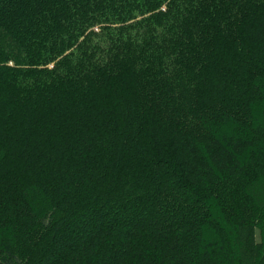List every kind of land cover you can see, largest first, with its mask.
I'll return each instance as SVG.
<instances>
[{
  "label": "trees",
  "instance_id": "obj_1",
  "mask_svg": "<svg viewBox=\"0 0 264 264\" xmlns=\"http://www.w3.org/2000/svg\"><path fill=\"white\" fill-rule=\"evenodd\" d=\"M243 143L263 165L264 0H0V264H182L183 195ZM253 219L223 217L249 257Z\"/></svg>",
  "mask_w": 264,
  "mask_h": 264
},
{
  "label": "rangeland",
  "instance_id": "obj_2",
  "mask_svg": "<svg viewBox=\"0 0 264 264\" xmlns=\"http://www.w3.org/2000/svg\"><path fill=\"white\" fill-rule=\"evenodd\" d=\"M252 24L253 22L250 23L249 21V24H245L242 30H245L249 34V31L252 29ZM239 35L240 33L233 35L234 40H237ZM244 141L248 143V140ZM246 143L241 145V155L237 156L235 154L224 165L215 163V166H219L217 168L218 172L216 169L205 171L206 175L205 177L203 176L204 180L212 182L205 191L208 192L210 190L212 194L207 195L204 192H200L198 187L194 185L193 192L187 191L183 195L182 198L186 203L195 205V211L193 217L190 215L192 214L190 209L187 208L188 210L186 212L192 219L190 220L191 223L187 222L188 226L185 229L175 233L180 257H171L173 262L178 261L182 264H242L244 259H251V264H260L264 259V238H261L259 235V226L262 228V224L264 223L262 222L264 217H260V214L264 215V196L261 195L259 197V191L257 190L260 187H264V164L260 165L254 159L245 157L249 152V146ZM250 148V151H252L253 147ZM250 160L252 162H249ZM252 166L256 167L253 169ZM257 169L259 170L257 171ZM181 177L185 179L182 175ZM218 178L220 180L215 182L214 180ZM184 182L188 185L191 183L190 180ZM232 184L233 187H231ZM224 191L227 194L221 195ZM248 210L254 213L253 220L257 222L253 228L259 233L256 237L257 242L255 244L257 245V250L255 251L254 249L250 254L251 258L246 255L245 251L249 248L250 243L248 242V245H244V242L238 241L236 237L232 235L226 236L228 235L227 229L229 233L230 230L229 226L223 221L224 215L237 218L240 215H245ZM248 219L250 220V218ZM213 220L216 221V225L219 224L218 227L220 226L219 228L221 230H226L225 232L220 231V234L215 232L216 235H222L220 242L213 241V232L210 230L209 232H203L205 223L208 221V225H212ZM79 233L83 234L84 232L82 233L81 231ZM158 233L161 234V232ZM211 242H214L213 250L207 255ZM180 249L183 252L182 255ZM161 262L162 260L157 259L152 264H160Z\"/></svg>",
  "mask_w": 264,
  "mask_h": 264
}]
</instances>
